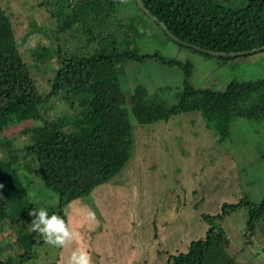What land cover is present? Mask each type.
I'll return each instance as SVG.
<instances>
[{
    "label": "trees",
    "instance_id": "1",
    "mask_svg": "<svg viewBox=\"0 0 264 264\" xmlns=\"http://www.w3.org/2000/svg\"><path fill=\"white\" fill-rule=\"evenodd\" d=\"M66 2L68 5L53 14L57 17V38L72 29L71 36H82L87 49L71 53L58 45L60 66L47 92L37 88L31 68L19 51L10 14L0 3V228L10 223L22 248L39 243L40 233L32 230L34 217L29 214L41 208L30 196L34 177L39 176L38 182L58 195L57 205L47 207L49 215L55 212L65 219L64 208L73 206L78 199L87 200L95 209L92 192L112 180L133 157L134 122L143 129V125L169 121L181 113L200 112L206 127L222 143L228 139L234 119H264V78L236 79L223 90L198 88L190 81L194 70L190 59L166 57L159 50L141 53L139 41L148 24L134 18L140 13L152 18L140 8L138 0ZM143 3L181 41L152 20L168 39L192 50L207 55L214 54L203 49L245 51L234 56L218 55L231 59L264 46V0ZM129 10L132 13H127L125 23L120 15ZM75 25L80 27L75 29ZM152 58L183 71L182 88H177L175 102L150 93L142 84L133 85L130 97L126 95L121 65ZM57 96L69 105V110L48 119L45 113ZM27 120L37 124L30 130L23 129L30 140L19 148L14 138L3 132L10 124ZM242 207L248 210L250 231L254 232L259 221L264 225V196L258 203L247 195L236 203L224 202L218 214H203L210 225L206 235L192 240L186 251L170 254L168 264H237L228 251L230 240L218 220ZM25 254L18 255L17 264L24 263ZM0 264L15 261L10 256L6 260L0 258Z\"/></svg>",
    "mask_w": 264,
    "mask_h": 264
},
{
    "label": "rangeland",
    "instance_id": "2",
    "mask_svg": "<svg viewBox=\"0 0 264 264\" xmlns=\"http://www.w3.org/2000/svg\"><path fill=\"white\" fill-rule=\"evenodd\" d=\"M66 1L79 0H0L10 14L19 51L39 91L50 90L60 66L58 45L71 53L87 49L82 36H71L72 29L57 38V17L53 14L68 5ZM127 13L132 12L120 15L125 23ZM134 19L148 24L139 41L140 52L159 50L166 57L190 59L194 64L190 81L198 88L223 90L236 79L264 78V50L231 59L207 55L171 41L141 13ZM79 27L75 25V29ZM121 67L122 86L128 97L133 85L142 84L150 93L160 94L168 102L176 101L184 77L178 66L152 58L126 61ZM67 110L69 105L57 96L45 115L50 119ZM36 124L32 120L13 123L3 134L14 138L20 148L30 140L23 129L30 130ZM140 125L134 122L135 143L128 165L92 192L95 209L87 200L78 199L64 208L65 219L59 215L74 233L63 244L64 251L62 245L48 243L41 233L37 245L22 248L17 244L15 229L6 223L0 228V258L12 256L17 264L18 255L26 252L23 264H69L72 253L83 249L90 264H168L170 254L186 251L192 240L206 235L210 225L203 214H218L224 202L236 203L244 195L256 203L262 200L264 119H234L230 135L222 143L206 127L200 112L181 113L169 121L143 125V129ZM40 180L36 175L31 185L33 201L40 207L57 205L58 195ZM247 213L245 207L233 210L218 223L230 240L228 251L237 264H264V225L259 221L254 232L250 231ZM131 254L134 257L129 260Z\"/></svg>",
    "mask_w": 264,
    "mask_h": 264
},
{
    "label": "clouds",
    "instance_id": "3",
    "mask_svg": "<svg viewBox=\"0 0 264 264\" xmlns=\"http://www.w3.org/2000/svg\"><path fill=\"white\" fill-rule=\"evenodd\" d=\"M29 214L34 217L31 222L32 230L43 234L48 243L63 245L73 238L74 233L69 231L65 220L55 212L49 215L46 207L33 209ZM69 264H90V259L88 254L80 249L72 253Z\"/></svg>",
    "mask_w": 264,
    "mask_h": 264
},
{
    "label": "water",
    "instance_id": "4",
    "mask_svg": "<svg viewBox=\"0 0 264 264\" xmlns=\"http://www.w3.org/2000/svg\"><path fill=\"white\" fill-rule=\"evenodd\" d=\"M138 4H139L140 8H141L145 13H147V14L152 18V20L157 21V22L163 27V29H165V30L169 33V35H171L174 39L181 41L177 36H175L173 33H171V32L168 30V28H167V27H166L161 21L157 20L158 18H157L155 15H153V14H152V13L146 8V6H145L144 3H143V0H138ZM195 47H196L197 49H202V48H200L199 46H195ZM260 50H264V46L259 47V48H256V49L251 50V51H248V52H249V53H253V52L260 51ZM203 51L208 52V53H211V54H214V55H224V56H234V55H237V54H243V53H245V51H244V52L242 51V52L224 53V52L211 51V50H205V49H203Z\"/></svg>",
    "mask_w": 264,
    "mask_h": 264
},
{
    "label": "crops",
    "instance_id": "5",
    "mask_svg": "<svg viewBox=\"0 0 264 264\" xmlns=\"http://www.w3.org/2000/svg\"><path fill=\"white\" fill-rule=\"evenodd\" d=\"M71 216H72V213H69V217L71 218ZM69 218V219H70ZM70 225L73 223V221H71V219H70ZM77 223H78V221H75V225L77 226V229H78V225H77ZM78 236H79V240L81 241V239H80V235L78 234ZM81 243V242H80ZM83 243V242H82ZM62 247H63V245H62ZM64 248L65 247H63V249H62V251H64ZM134 257V254H131L130 256H129V260H131L132 258ZM64 259V255H63V253H62V255H61V258H60V262L62 261Z\"/></svg>",
    "mask_w": 264,
    "mask_h": 264
}]
</instances>
